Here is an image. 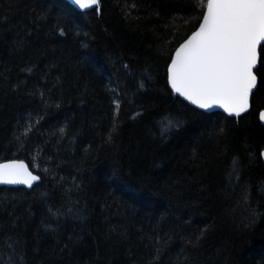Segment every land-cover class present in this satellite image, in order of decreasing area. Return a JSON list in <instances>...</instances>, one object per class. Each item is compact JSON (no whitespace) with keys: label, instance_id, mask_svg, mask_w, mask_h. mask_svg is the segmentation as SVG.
<instances>
[{"label":"trees","instance_id":"obj_1","mask_svg":"<svg viewBox=\"0 0 264 264\" xmlns=\"http://www.w3.org/2000/svg\"><path fill=\"white\" fill-rule=\"evenodd\" d=\"M205 8L0 0V264H264V44L241 116L168 85Z\"/></svg>","mask_w":264,"mask_h":264},{"label":"snow or ice","instance_id":"obj_2","mask_svg":"<svg viewBox=\"0 0 264 264\" xmlns=\"http://www.w3.org/2000/svg\"><path fill=\"white\" fill-rule=\"evenodd\" d=\"M81 9L99 6L100 0H74ZM207 12L199 30L180 46L168 69L175 92L201 109L214 104L229 115L247 110L257 85L255 69L264 43V0H205ZM118 107V105H117ZM264 120V113H261ZM264 155V153H262ZM5 169L9 171L5 173ZM24 165H0V184L28 183ZM5 175L9 179H5ZM32 181L39 179L30 172ZM28 186L32 185L28 183Z\"/></svg>","mask_w":264,"mask_h":264},{"label":"water","instance_id":"obj_3","mask_svg":"<svg viewBox=\"0 0 264 264\" xmlns=\"http://www.w3.org/2000/svg\"><path fill=\"white\" fill-rule=\"evenodd\" d=\"M66 1H67L68 3H70L73 7H75L78 11H82V12H86V11H89V10L95 8V6H94V7L90 8V9H81L78 5L75 4L74 0H66ZM206 12H207V8H205V12H204V14H206ZM201 22H202V21H201ZM198 30H199V27H198L194 32H196V31H198ZM194 32H193V33H194ZM193 33H192L187 39H185V40H184V41H183V42H182V43L176 48V50H175L174 53H173V56H172L171 62H170V64H169V66H168V69H169V67H170V65H171V63H172V60L176 58V53H177V51L180 49V46H181L182 44H184L187 40H189V39L193 36ZM263 44H264V43H262L261 46H262ZM261 46H260V48H261ZM260 48H259V52H260ZM260 60H261V55H260ZM259 65H260V62H259V64L257 65V67H256V69H255V73H256V70L258 69ZM256 75H257V74H256ZM258 84H259V78H258V76H257V85H256L255 89H253L252 94H251L250 97H249L247 110L244 111V112H242L239 116H241V115L247 113V112L251 109V107H252V100H251V98H252L253 93H254V92L257 90V88H258ZM168 85H169V88L172 90V92H173L177 97L181 98L183 101H185V102L188 103L189 105H191V106H193V107H195V108H197V109H199V110H201V111H205V112H207V113H212V112L220 111V112L226 114V115L229 116V117H238V116H236L235 114L229 115V113H228L227 111H225L224 107L219 106V103L214 104L211 108H206V109H201V108H199L197 105L193 104L189 99H187L185 96H182V95H180L179 93H177V92L174 91V89L172 88V86H171V84H170V82H169V73H168ZM261 113H264V109H262V110L259 112V121H260V123H261L262 125H264V120L261 119ZM262 153H264V150H262V152H261V157H262V160H263V162H264V155H262ZM12 164H17V165L22 164V165H24L23 176L20 177V178H25V179H27L28 183H30L32 186L29 187V186H28V183H23V184H22V183H16V184L4 183V184H0V186H7V187H24V188H27V189H32L37 183H39V182L41 181V177H40L38 174H36L35 172H33V171L31 170V168L29 167L28 163L25 162V161H23V160H9V161H5V162H1V163H0V165H12ZM8 171H9L8 169H5V173H7ZM29 172H30L32 175H34V176H38L39 179L36 180V181H32L31 178L27 176V173H29ZM5 179H6V180L9 179V176H8V175H5Z\"/></svg>","mask_w":264,"mask_h":264}]
</instances>
